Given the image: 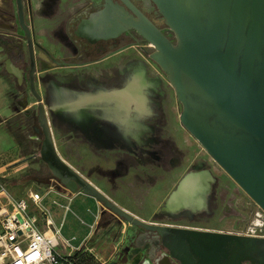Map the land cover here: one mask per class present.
<instances>
[{"label":"rangeland","instance_id":"obj_1","mask_svg":"<svg viewBox=\"0 0 264 264\" xmlns=\"http://www.w3.org/2000/svg\"><path fill=\"white\" fill-rule=\"evenodd\" d=\"M96 2L100 3V0ZM42 3L46 14H51L56 0H43ZM63 6L62 0L57 3V15H64ZM50 16L44 18L51 19ZM153 51L147 43L137 45L128 40V45L112 58L110 76L117 72L127 76V79L119 77L121 80L111 81L112 87L122 84L125 88L137 75L145 78L143 92L147 98V112L132 118L135 124L132 131L107 113L109 108L104 102L76 111H53L64 116L62 122L74 126L77 122L86 124L88 121L82 118L90 115L96 120L113 122L125 134L135 138L141 134L140 140L125 137L126 140L104 122H89L87 128H80L86 137H74L67 129L63 130L68 134L60 135L53 128L61 157L118 207L147 223L238 235L246 234L253 224H258L262 227L258 234L264 237V212L182 127L179 120L182 107L165 74L151 60ZM89 73L88 79H83L75 69L61 70L38 57V90L42 97L50 99L46 110L52 127L55 118L49 111L50 105L62 106L77 99L117 91L100 88V82L96 80L101 75L100 65L92 66ZM73 85L75 88H71ZM11 89L16 117L7 124L5 131L10 137V145L17 149L0 160V192H5L13 201L29 200L31 194L38 196L47 215L61 227L62 237L75 239L70 244L76 250L67 248L62 241L58 249L63 255L75 250V264H128L132 254L127 255L125 251L134 246L131 236L135 227L116 218L96 200L83 194H71L53 178L36 155L44 140L42 134H35L37 100L28 89L19 90L16 81L12 82ZM91 90V93H82ZM150 106L155 116L148 118L153 114ZM26 110L33 113L28 116ZM17 133L25 136V147L17 146L12 136ZM195 175L202 176L200 185L193 194L180 196L179 185ZM174 200L176 211L169 208ZM32 212L42 219L39 209L32 207ZM258 214L262 215L260 220H257Z\"/></svg>","mask_w":264,"mask_h":264},{"label":"water","instance_id":"obj_2","mask_svg":"<svg viewBox=\"0 0 264 264\" xmlns=\"http://www.w3.org/2000/svg\"><path fill=\"white\" fill-rule=\"evenodd\" d=\"M103 1L75 35L96 44L135 31L152 46L150 58L182 107V127L264 212V0H152L172 39L128 0L120 1L129 11L113 0ZM28 2L31 29L24 0H16L17 29L23 34L14 36L27 43L29 83L44 136L40 157L53 178L71 194L92 198L131 226L155 233L168 252L156 264H264V237L146 223L118 207L61 157L36 90L38 44ZM22 45L15 46L19 55L25 51ZM6 71L22 83L23 72L10 60ZM130 264H140L139 258Z\"/></svg>","mask_w":264,"mask_h":264},{"label":"flooded vegetation","instance_id":"obj_3","mask_svg":"<svg viewBox=\"0 0 264 264\" xmlns=\"http://www.w3.org/2000/svg\"><path fill=\"white\" fill-rule=\"evenodd\" d=\"M59 1H61V0H56V3L53 4L52 14L56 12L57 3ZM96 1L97 0H93V2L89 6H87V8H84L81 11L76 12L73 15V17L69 18V20L67 21L66 26H65V34H66V38H67L66 43H65V46L67 48L66 52H63L62 50H60L61 51L60 52L59 49L58 50L54 49V52H53L49 48V46H47V45L43 46L40 43H38L37 36H36V28H35L34 9L32 6L33 30H34V33L36 36V42L38 44V48H36L37 67H38V57H40L41 59H44L46 62H50L51 64H53L54 66H57L61 70L75 69V68H77L78 65H80L82 63L85 64L86 66L90 67V66L97 65L98 63L105 60L106 58L108 59V58L113 57L115 53L122 50L124 48V46L128 45V40L133 41L137 45L142 44V43H147L135 31H130V32L122 35L118 39L100 41L96 44H90L88 41L78 38L75 35V32H76L80 22L83 19L88 18V16H90L92 13H95V12L101 10L104 6L103 0H100V3H97ZM113 1L115 3H118L122 6H124L129 11V9L126 7V5L122 1H120V0H113ZM128 1L138 11H140L146 18H148L168 38H171V39L173 38V33L167 27L164 18L159 14L157 6L155 5V3L152 0H128ZM24 5H25L26 24L31 29L32 22H31L30 13H29V2H28V0H26V1L24 0ZM1 20L3 22L0 23V52H1V54L6 56V60L4 62V67L6 69V62L8 60L12 61L13 65L23 72V81L21 84L13 76L16 80V83H17L19 90L20 89L21 90L28 89L31 92L30 83H29V73H30L31 66H30V59H29L27 43L14 36L17 33L23 34L20 28L17 29V26L19 25L17 6H16V10H11V11L5 12L4 17H2ZM126 39H128V40L125 41ZM16 44H21V45L24 44L25 45V47L22 45L24 47V50H25L22 55L18 54L17 48L15 47ZM142 48H144V47H142ZM37 51H39L41 55L38 54ZM56 54H58V55H56ZM59 55H60V57H57ZM122 76H123V79H127V76L125 75V73ZM130 78L131 77H129V79ZM96 80L100 82V88L104 89V88L110 87L111 81L117 80V78L115 76H110L109 72H101L100 77ZM127 84H124V86H126ZM71 88H75L74 85L71 86ZM36 90H37L38 94L41 96V94L39 93V90H38L37 79H36ZM61 92H65V91L62 90ZM91 92H92V90L86 91L85 93H91ZM31 94H32V92H31ZM53 99H55L54 95H53ZM42 100H43V105L45 106V109H46V105L50 104V99H48L47 97L46 98L42 97ZM149 100L151 103L150 98H149ZM150 107L152 109V106H150ZM50 109L52 110V112L54 111L52 105L49 106V111H50ZM37 110H38V106H37ZM46 112H47V110H46ZM32 113H33L32 110H26V115L30 116ZM88 113H90V112H88ZM152 113L153 114L151 116H149L148 118L155 116L154 115L155 112L153 111V109H152ZM53 116L55 118L53 121L54 127H52V123L48 119L50 122V126L52 128V132L55 129L60 135H64L63 133H66L65 132L66 130L64 131L63 129H67V131L69 133H72L74 135V137H80V136L86 137L85 134H83L79 130L80 128H87L88 125L92 122H95V123H103L104 122L106 124H109L113 128H115V130L120 135H122V137H124V139H126V140H128L129 137H131V139L133 141H139L140 137H141V134L137 138H135L132 135L125 134V131L122 128H120L117 124L110 122V121L96 120L95 117H93L91 115L89 116V118H87V117L82 118V120L88 121L86 124L82 125L81 123L77 122V124H76L77 126H74V124L71 125V124H67L66 122H62L64 120L59 115L55 116L53 114ZM47 117H48V112H47ZM75 122H76V120H75ZM37 125H38V128H35V134L36 135L42 134V136H43V132L40 129L39 122H38V115H37ZM36 130H38V132ZM68 132H67V134H68ZM53 135H54V132H53ZM125 137H127L128 139ZM43 138H44V136H43ZM115 217L118 218L117 216H115ZM118 219L121 220L120 218H118ZM121 221H124V220H121ZM149 224H154V223H149ZM154 225L169 226V225H159V224H154ZM134 229L135 230L132 231V236H131V240L134 241V246L132 247V249L127 248L125 251V253L127 255L132 254V257L129 260L128 264H130L131 261H133L134 259H137V258H139L140 264H144L151 257L153 259V261H151L152 264H156V261L158 259L163 260L164 256L167 255L168 252L158 243V239H157L156 234L152 233V232H148V231H146L140 227H135ZM189 229H196V230H200V231H213V230H201L198 228H189Z\"/></svg>","mask_w":264,"mask_h":264},{"label":"built area","instance_id":"obj_4","mask_svg":"<svg viewBox=\"0 0 264 264\" xmlns=\"http://www.w3.org/2000/svg\"><path fill=\"white\" fill-rule=\"evenodd\" d=\"M32 207L39 209L41 220ZM257 218L260 220L262 215L258 214ZM259 230L262 227L253 224L243 235L261 237ZM74 240L62 237L61 227L47 215L38 196L31 194L29 200L13 201L9 197L8 202L0 200V264H70L76 250L70 244ZM61 241L75 250L60 254Z\"/></svg>","mask_w":264,"mask_h":264},{"label":"crops","instance_id":"obj_5","mask_svg":"<svg viewBox=\"0 0 264 264\" xmlns=\"http://www.w3.org/2000/svg\"><path fill=\"white\" fill-rule=\"evenodd\" d=\"M26 1V0H25ZM29 1V0H28ZM34 9V19H35V28H36V36L38 43L41 45H48L54 49L62 50L63 52L67 51L65 46L66 43V34H65V26H66V18L69 19L73 17V15L81 11L84 8H87L93 0H62L64 3V15H57V10L55 13L46 14L45 12V5H42L43 0H30ZM16 0H0V23L3 22L1 19L4 17V13L11 10H16ZM48 11L51 9V5L48 6ZM43 11V12H42ZM46 15L50 16L51 19H45ZM60 41V42H58ZM62 46V47H60ZM61 52V51H60ZM58 55V54H56ZM57 57H60L57 56ZM106 58L105 60L101 61L97 65H100L101 72H109L110 75L113 72L112 67V59ZM6 60V56L1 54L0 52V160L9 154V152H15L16 147L10 145V137L8 133L5 131L7 124L16 117V113L12 107V96L14 91H12L11 86L12 82H15V78L6 72L4 67V62ZM92 66H86L85 64H80L75 68L76 71L80 72V77L83 79H88L90 76V69ZM116 78L123 77L122 72H117ZM119 78V79H120ZM98 79V78H96ZM121 80V79H120ZM122 84L117 85V87H107L104 90L112 91V90H122ZM72 92V91H71ZM79 92H72L79 94ZM85 93V92H82ZM64 117V116H63ZM18 146V145H17ZM1 163V162H0ZM0 200L2 202H8V196L6 194H0Z\"/></svg>","mask_w":264,"mask_h":264},{"label":"bare ground","instance_id":"obj_6","mask_svg":"<svg viewBox=\"0 0 264 264\" xmlns=\"http://www.w3.org/2000/svg\"><path fill=\"white\" fill-rule=\"evenodd\" d=\"M144 86V76L137 75L122 90L104 92L97 97L91 96L90 98L86 97V99H77L76 102L73 101L74 103L53 107V110L55 112L76 111L85 107L87 108L88 106L97 104L99 102H104L107 105L106 107L109 108L106 110L107 113L115 116V118L118 119L127 129L132 131V129L135 128L132 118L136 119L140 115H143L145 112H147V98L143 92ZM201 180L202 176L200 175L187 177L180 186L179 195L193 194L196 188L200 185ZM2 193L6 194L5 192ZM169 208L173 211H176V200L169 204Z\"/></svg>","mask_w":264,"mask_h":264},{"label":"trees","instance_id":"obj_7","mask_svg":"<svg viewBox=\"0 0 264 264\" xmlns=\"http://www.w3.org/2000/svg\"><path fill=\"white\" fill-rule=\"evenodd\" d=\"M63 134L66 135L67 133H63ZM12 136L16 140V143L19 147L21 146L25 147V143L27 144V140L23 134L17 133ZM36 155L38 156L39 160H41L40 153H37ZM74 261H75V255L70 258V264H75Z\"/></svg>","mask_w":264,"mask_h":264}]
</instances>
